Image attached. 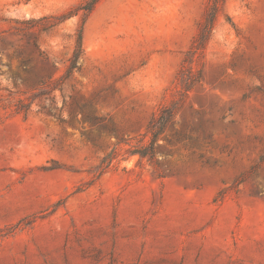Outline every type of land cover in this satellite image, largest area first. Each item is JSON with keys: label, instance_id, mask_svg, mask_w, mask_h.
Returning <instances> with one entry per match:
<instances>
[{"label": "rangeland", "instance_id": "rangeland-1", "mask_svg": "<svg viewBox=\"0 0 264 264\" xmlns=\"http://www.w3.org/2000/svg\"><path fill=\"white\" fill-rule=\"evenodd\" d=\"M87 1L0 0V264H264V0Z\"/></svg>", "mask_w": 264, "mask_h": 264}, {"label": "trees", "instance_id": "trees-1", "mask_svg": "<svg viewBox=\"0 0 264 264\" xmlns=\"http://www.w3.org/2000/svg\"><path fill=\"white\" fill-rule=\"evenodd\" d=\"M101 0H89L86 2V4L83 6L82 9H84L85 14H89L93 11L95 6L99 3ZM216 3L218 0H215ZM215 22V13L213 12L209 18H207L206 21V30L202 32L201 35V43L200 47H203L205 43L209 40L212 29L214 27ZM84 54L83 49V29L81 28L77 35V41H76V48L72 54V56L68 60L67 69L65 77L68 78L72 76L75 72L80 71V60L82 55ZM188 90V88H187ZM48 93L42 92L41 96H44ZM33 103V102H32ZM32 103L26 104L21 102V106L19 107L20 112L24 111L27 112L30 107L32 106ZM178 105L175 103H171L170 105L163 106L159 113L153 117L151 120L149 126H148V132L149 135V144L141 148L138 153L142 158L149 157V159L153 162L156 157V143L159 139L160 135L165 132V130L169 126H173L175 119L177 117L178 113ZM42 110L45 111L48 114L56 115L57 111H60L58 106L55 104L54 99H51L50 102H43L42 104ZM62 121H64V117L61 114L59 116Z\"/></svg>", "mask_w": 264, "mask_h": 264}]
</instances>
